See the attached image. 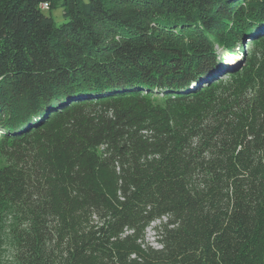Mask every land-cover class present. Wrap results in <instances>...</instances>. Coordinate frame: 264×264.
Here are the masks:
<instances>
[{"label":"trees","instance_id":"trees-1","mask_svg":"<svg viewBox=\"0 0 264 264\" xmlns=\"http://www.w3.org/2000/svg\"><path fill=\"white\" fill-rule=\"evenodd\" d=\"M55 1L0 0V264H264V0Z\"/></svg>","mask_w":264,"mask_h":264},{"label":"rangeland","instance_id":"rangeland-1","mask_svg":"<svg viewBox=\"0 0 264 264\" xmlns=\"http://www.w3.org/2000/svg\"><path fill=\"white\" fill-rule=\"evenodd\" d=\"M44 13L50 14L54 21L56 23H61L64 21V17L62 15V6H61V0H56L54 6L50 10H43ZM256 40H253L251 43L245 41L244 42V52H248L249 49H252L255 46ZM238 46V43L236 44V47ZM233 47L234 54L232 55L231 52H228L225 48L221 46H215L216 51L220 54V56L223 58L225 62L230 64L232 67H237V62L240 59L241 51L237 50V48ZM237 60V61H236ZM145 239L148 243L152 245H156V243L153 241L152 237V229L148 228L145 231ZM10 248H6V252L3 256V264H10L11 262V256H10Z\"/></svg>","mask_w":264,"mask_h":264},{"label":"built area","instance_id":"built-area-1","mask_svg":"<svg viewBox=\"0 0 264 264\" xmlns=\"http://www.w3.org/2000/svg\"><path fill=\"white\" fill-rule=\"evenodd\" d=\"M41 7L42 8H46V7H48V4L46 2H44V3L41 4Z\"/></svg>","mask_w":264,"mask_h":264},{"label":"water","instance_id":"water-1","mask_svg":"<svg viewBox=\"0 0 264 264\" xmlns=\"http://www.w3.org/2000/svg\"><path fill=\"white\" fill-rule=\"evenodd\" d=\"M254 38H255V36L252 35V36L250 37L249 42L251 43V42L254 40ZM243 45H245V44H243Z\"/></svg>","mask_w":264,"mask_h":264}]
</instances>
